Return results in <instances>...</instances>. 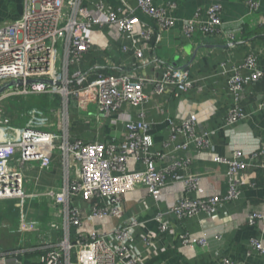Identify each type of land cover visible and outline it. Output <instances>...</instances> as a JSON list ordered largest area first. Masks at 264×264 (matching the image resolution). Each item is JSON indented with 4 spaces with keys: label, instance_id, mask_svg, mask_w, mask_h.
<instances>
[{
    "label": "built area",
    "instance_id": "obj_1",
    "mask_svg": "<svg viewBox=\"0 0 264 264\" xmlns=\"http://www.w3.org/2000/svg\"><path fill=\"white\" fill-rule=\"evenodd\" d=\"M257 1H246L250 11L257 10ZM116 2V6H111L105 0H97L89 7L86 0H24L22 16L12 23L0 24V86L11 81L23 82L22 86L0 94V203L17 201L30 205L42 201L52 206L53 220L37 228L34 245L38 251L44 250L37 258L39 264H72V252L74 264H140L139 254L130 242L134 230L143 224L130 219L110 232L93 229L85 235L81 232L83 222L121 218V198L139 187L145 188L148 196L158 203L165 186L180 183L184 193L168 205L167 211L159 210L154 216L160 233H170L165 215L177 222L199 214L214 216L221 204L237 199L243 187H256L259 173L264 176L263 146H256L251 152L234 148L230 158L214 156L212 161L226 168V197L205 196L200 187L201 176L190 171L193 156L181 157L178 153H188L191 148L195 155L213 152L211 138L215 132L199 131L202 121L194 112H187L179 123L165 116L170 132L163 144L166 152L155 151L151 125L146 120L145 105L151 95L180 98L196 84L186 70L159 64L154 51L161 41L159 33L180 26L188 39L197 31L217 37L223 34L221 4L208 8L206 19L200 18L199 12L193 18L178 19L171 15L176 9L172 3L158 7L154 0H137L134 8L125 0ZM137 10L148 17L152 25L142 21ZM96 31H106L108 35L116 32L118 39L131 41V46L123 44L121 49L124 54L132 51L137 63L132 71L121 69L116 74L102 75L99 70L108 68L107 64L88 65V55L94 45L92 35ZM226 35L233 40L232 33ZM147 53L151 56H146ZM159 65L163 67L158 77L138 71L144 66L158 68ZM220 66L225 70L226 63ZM231 73L227 91L233 105L225 123L229 130L245 119L240 108L245 88L264 79V70L257 68L254 51L247 54L243 64L233 67ZM28 80L38 82L26 85ZM148 87L152 89L150 94ZM40 95L60 98V108L54 111L60 122L49 123L40 110L31 108L26 112V123L15 127L8 114L9 104L14 102L20 106L28 98ZM129 110H134V114ZM83 118L95 120L94 129L101 128L100 121L109 127L121 125L122 139L112 137L100 142L72 137V121L82 125ZM180 138L184 140L182 143H178ZM56 153L61 154L65 168L70 159L74 160L75 176L70 178L67 174L64 186L58 191L27 192L24 172L32 164L47 170ZM131 163L141 168L133 169ZM159 163H162L160 167ZM190 192L197 196L190 198ZM77 200L91 204L89 216L84 217L73 205ZM59 218H62L60 226ZM257 219L259 215L250 214L248 223L254 224ZM72 227L79 232L75 243H71ZM59 229H63V237L54 242L51 231ZM153 238L151 234L143 236V244L151 248ZM178 239L188 248L207 245L204 235L193 239L186 233ZM250 245L264 252L256 240H251ZM7 256L0 252V264H7ZM11 259L14 264H22L15 257ZM220 264L231 263L222 260Z\"/></svg>",
    "mask_w": 264,
    "mask_h": 264
},
{
    "label": "crops",
    "instance_id": "obj_2",
    "mask_svg": "<svg viewBox=\"0 0 264 264\" xmlns=\"http://www.w3.org/2000/svg\"><path fill=\"white\" fill-rule=\"evenodd\" d=\"M97 0H86L92 7ZM131 7H136L137 0H125ZM247 0H154V5L166 7L175 4L176 9L171 13L178 19H190L199 12L203 19L205 12L213 4H221V21L223 34L208 36L197 31L191 39L186 38L180 26L160 32L161 41L155 46V56L159 64L167 63L171 66L186 70L191 79L196 80L195 87L180 98H159L150 96L145 105L146 120L151 125V134L154 141V150L166 152L163 146L170 135L169 127L165 123V116L176 123L186 116L187 112L197 113L202 124L199 131L215 132L211 140L214 145L213 152L207 151L195 155V150L179 152L178 156H193L190 171L199 174L200 187L205 196L218 195L225 198L228 193V184L225 178L226 168L213 163L214 156L230 158L234 148L244 152H251L256 146L264 147V79H261L245 88L242 94L240 108L245 114L243 121L235 124L231 129L225 127L228 111L233 105V98L227 91V81L232 75L231 69L243 64L250 51L257 54V68L264 70V0H258L256 11H250ZM111 6H116V0H105ZM24 0H0V24L12 23L23 14ZM137 16L147 24L152 21L137 10ZM96 31L93 37V48L88 55V65H108V68L117 73V68L133 70L136 60L132 51L123 53L121 46H131L128 39H118L116 32ZM228 33L233 34L230 41ZM121 40V41H120ZM232 43V44H230ZM146 56L150 57L151 53ZM221 63H226L225 70ZM114 67V68H113ZM161 67L144 66L138 71L146 76L158 77ZM222 71H225L223 73ZM149 94L151 88L146 89ZM60 108V107H59ZM57 109V108H56ZM46 115L49 123H59L54 111ZM17 112V110H16ZM133 115L134 110H129ZM27 120V118H26ZM96 121L83 118L82 125L76 120L72 121L70 134L75 138L88 141L104 142L112 139H122L123 128L105 126L102 121L100 129H94ZM91 124V125H90ZM15 127H21L16 126ZM183 139H178L182 143ZM118 142V141H117ZM264 162V160H262ZM162 163H159L161 166ZM61 154L56 153L52 165L47 170H40L36 164L24 172L25 190L27 192H45L47 190H60L64 186L68 174L75 176V162H70L65 168ZM133 169L139 170V164H130ZM256 187H243L237 199L224 202L218 207L214 216L199 214L193 218L177 222L165 215L169 224L170 233H160L159 224L154 221L157 212L167 211L168 205L182 195L183 187L180 183H170L163 189L162 198L155 203L148 196L145 188L139 187L133 193L121 198L122 216L119 219L107 218L90 222L85 220L82 224V234L94 230L110 232L114 228L136 219L143 224L134 230L130 245L140 257V264H220L227 260L231 264H264V252H259L250 245L256 240L264 249V176L259 173ZM190 198L197 193L190 192ZM3 203V202H2ZM5 203V204H4ZM0 205V246L10 248L25 236L35 239L37 228L44 227L54 217L52 206L39 201L32 205H21L17 201H5ZM74 206L78 207L84 217L90 215L91 204L77 200ZM257 214L254 224L248 223V216ZM62 225V218L57 221ZM189 234L193 239L204 235L207 239L205 247L183 246L178 237ZM70 234L76 239L79 232L70 229ZM151 234L152 247L143 244L142 237ZM54 242L61 241L63 229L51 231ZM7 264H14L12 259Z\"/></svg>",
    "mask_w": 264,
    "mask_h": 264
},
{
    "label": "trees",
    "instance_id": "obj_3",
    "mask_svg": "<svg viewBox=\"0 0 264 264\" xmlns=\"http://www.w3.org/2000/svg\"><path fill=\"white\" fill-rule=\"evenodd\" d=\"M121 69L117 68V71H120ZM99 73L102 75H112L115 74L113 71L107 67H104L99 70ZM26 105L27 107L24 108L23 112L20 108L12 109V107H15V104H9L8 107V114L11 116L13 125L15 126H23L26 123V112L31 108H37L42 113H46V115L51 114V110L58 109L60 107V98L58 96H48V95H40V96H32L26 100L23 105ZM17 110V112H16ZM4 203V202H3ZM2 202L0 203L3 204ZM5 204V203H4ZM32 205V203L30 204ZM36 239V238H35ZM31 239L28 236H25L24 238H21L17 241L15 245H13L10 248H3L0 246V252L8 254L7 257L9 258H17L22 264H39L37 261V258L43 254V251H38L35 248L34 242L36 240ZM75 238L71 236V243H75ZM34 250V251H31ZM15 252H18L17 255H14ZM12 254V255H11ZM71 262L72 264L75 263V255L74 252L71 254Z\"/></svg>",
    "mask_w": 264,
    "mask_h": 264
},
{
    "label": "water",
    "instance_id": "obj_4",
    "mask_svg": "<svg viewBox=\"0 0 264 264\" xmlns=\"http://www.w3.org/2000/svg\"><path fill=\"white\" fill-rule=\"evenodd\" d=\"M36 82H38V81L28 80L25 82V84L30 85V84H34ZM22 85H23V82H21V81H11V82L5 83V84L0 86V94L4 93L7 90H10L16 86L20 87Z\"/></svg>",
    "mask_w": 264,
    "mask_h": 264
},
{
    "label": "rangeland",
    "instance_id": "obj_5",
    "mask_svg": "<svg viewBox=\"0 0 264 264\" xmlns=\"http://www.w3.org/2000/svg\"><path fill=\"white\" fill-rule=\"evenodd\" d=\"M13 104H15V103L13 102ZM14 106L15 107H12V109L20 108L21 109V111H19L20 113L23 112L24 111L23 109L27 107L25 104L20 105V106L19 105L18 106L14 105Z\"/></svg>",
    "mask_w": 264,
    "mask_h": 264
}]
</instances>
